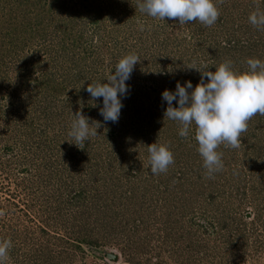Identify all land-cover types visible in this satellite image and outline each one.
I'll return each instance as SVG.
<instances>
[{
	"label": "rangeland",
	"instance_id": "rangeland-1",
	"mask_svg": "<svg viewBox=\"0 0 264 264\" xmlns=\"http://www.w3.org/2000/svg\"><path fill=\"white\" fill-rule=\"evenodd\" d=\"M215 3L220 15L208 27L152 18L139 0H0L4 35L19 24L39 27L32 41L21 39L24 53L8 52L11 40L0 38V240L12 242L5 264H264V116L248 122L239 148L220 145L224 167L211 178L195 125L184 138L178 122L164 118L163 90L200 80L187 66L215 71L230 62L242 72L249 58L264 62V27L249 21L264 13V0ZM71 15L92 40L67 49L59 40L73 32ZM127 54L141 61L127 81L119 122L105 124L102 97L92 107L87 84L105 82ZM78 110L91 127L101 122L84 149L67 141ZM154 142L168 145L175 161L159 175L149 165ZM87 196L101 209L99 221H91ZM90 224L93 249L84 243L72 254L53 235L60 227L66 238L78 230L87 238Z\"/></svg>",
	"mask_w": 264,
	"mask_h": 264
},
{
	"label": "clouds",
	"instance_id": "clouds-1",
	"mask_svg": "<svg viewBox=\"0 0 264 264\" xmlns=\"http://www.w3.org/2000/svg\"><path fill=\"white\" fill-rule=\"evenodd\" d=\"M138 6L142 13L152 18L181 25L198 21L211 27L220 15L215 0H139ZM249 21L258 28L264 27V13H253ZM140 61L136 54L124 55L105 82L87 84L86 91L94 102L92 107H99L98 101L102 97L100 115L105 124L119 122L123 98L130 92L127 81ZM247 65V70L242 72L235 71L230 62L220 64L215 71L187 66L199 71V82L194 86L191 80L178 81L175 90L162 92V101L167 104L164 118L178 122V134L187 138L195 125L198 152L210 178L224 167L223 154L218 151L220 145L239 148L242 134L248 130V122L256 115L264 116V62L249 58ZM174 101L178 106H173ZM96 122L97 126L91 127L93 121L90 122V118L78 110L71 121V140L67 141L84 149L83 145L90 137L98 135L101 122ZM147 151L153 175L166 172L175 162L166 144L151 143ZM11 247V240H0V264H5Z\"/></svg>",
	"mask_w": 264,
	"mask_h": 264
},
{
	"label": "trees",
	"instance_id": "trees-1",
	"mask_svg": "<svg viewBox=\"0 0 264 264\" xmlns=\"http://www.w3.org/2000/svg\"><path fill=\"white\" fill-rule=\"evenodd\" d=\"M80 15H82V12H80ZM72 18V19H71ZM77 18H78V16H77ZM82 18V17H81ZM15 19V18H14ZM23 18H21L20 20H22ZM70 24H72V31L73 32H70L71 34H69L67 31L66 32H64L63 33V35H62V37L60 38V42H61V44L64 46H66V48L68 49V48H73V47H75V46H77V45H80V44H82L83 42H84V39H86L87 41H90L91 42V40L92 39H87L86 38V36H87V34H88V32L89 31H86L87 29L85 28V27H81V26H75V24H73L75 21L73 20V17H72V15L70 16ZM79 20H80V18H79ZM61 21H63V19L61 20ZM37 23L39 22V21H36ZM64 22H69L68 20L67 21H64ZM99 22V15L98 16H96L95 17V19L92 21V23H98ZM20 23H24L23 22V20H22V22H20ZM60 24L62 25V26H64L63 25V22H60ZM4 26H6V24H0V38H5V37H8V40H11V46L10 45H8V48H7V51L8 52H11V50H14V47H18V52H22V53H24L26 50H25V46H21V39H25V40H27V41H32L33 39L31 38L33 35H32V33H36L37 32V30H39V27H34L33 25H25V27H22L20 24L17 26L18 27V31L17 32H13V33H10V34H8V36L7 35H4ZM17 27H14L13 26V28H17ZM21 28L23 29L22 31H21ZM35 28V29H34ZM69 28V27H68ZM37 29V30H36ZM70 29V28H69ZM11 30V29H10ZM10 30H9V32H10ZM76 30V31H75ZM34 31V32H33ZM57 32H59V33H57V34H62V32L60 31V30H56ZM65 31V30H64ZM25 32H29V33H27V36H26V38H24V33ZM57 34H55L54 36H56ZM99 38H100V42H102V36L100 35L99 36ZM3 53H4V51H3ZM38 56H43V54L41 53H39V52H35ZM27 57H29V58H31V55L30 54H27V55H25L24 57H22V58H24V60H23V62H27ZM51 58V57H50ZM45 76V75H44ZM44 80L48 83L47 84V86L49 85V84H53L54 82H53V80H55V78H53V75H48V74H46V78H44ZM0 83H1V81H0ZM20 86H19V84H18V88H19ZM8 108V107H7ZM86 109H87V111L89 112V107H85ZM17 117L20 119V118H22L23 117V115H21V113H19L18 115H17ZM18 121V120H17ZM17 123V122H16ZM15 123V124H16ZM12 131L14 132V127L12 128ZM11 131V132H12ZM7 149H10L8 146L6 147ZM92 170V168H90V171ZM93 173H95V172H91V174H93ZM90 174V173H89ZM90 193H91V191H89ZM89 192H88V194H89ZM79 193H81V194H76L75 196H76V198H79V197H82L81 195L83 194V192L81 191V192H79ZM59 195V197L61 198L62 196H61V194H58ZM75 196H74V198H75ZM95 198V197H94ZM94 198H92L91 196H87V198H86V200L87 199H89L88 201V204L86 205V206H88L89 208H90V211H93L94 213H93V215L96 217L95 219H93V220H91V221H99L100 220V211H101V209L96 205V206H93L92 207V205H91V203H90V201H92ZM85 200V201H86ZM85 201H83V203L85 202ZM79 203V202H78ZM83 205V204H82ZM58 215L60 216H64V215H66L65 214V211L64 210H61V209H59L58 210ZM97 213H98V216H97ZM94 224V223H93ZM93 224H90L91 225V230L89 231V233H88V237L87 238H85V235H83V231L82 230H78L77 232L76 231H74L72 234H70L69 233V235H72L74 238H72L71 236L69 237L68 236V238H66L65 236H63L62 234H60V232H61V230H60V227L57 229V232H54V236L57 238V240L59 241V242H63L64 241V244L66 243L67 245L69 244L70 246H71V248H65L64 247V244L63 245H61V247H62V249L64 250V251H66V250H68L69 252H71L72 254H75L76 252H75V250H74V248H77V249H80L81 250V248L83 247L82 245L85 243L86 244V246L89 248V249H93V246H95V244H98V241L95 239V240H91V239H89L90 237V235H94V234H92L94 231H96V229L95 228H92L93 227ZM63 227H67V226H65L64 224H63ZM88 227L90 228V226L88 225ZM47 230H42V232H46ZM58 231H60V232H58ZM86 231V230H85ZM47 233V232H46ZM91 236V237H92ZM90 252H91V250H89ZM99 251V250H98ZM59 252V251H58ZM59 253H62V251H60ZM99 254H98V256L100 257V258H102V257H105L104 256V254L101 252V250H100V252H98ZM123 261L124 262H132V260H130V258H126V257H124L123 256ZM113 264H116V262L115 263H113ZM156 264H158V263H156Z\"/></svg>",
	"mask_w": 264,
	"mask_h": 264
},
{
	"label": "water",
	"instance_id": "water-1",
	"mask_svg": "<svg viewBox=\"0 0 264 264\" xmlns=\"http://www.w3.org/2000/svg\"><path fill=\"white\" fill-rule=\"evenodd\" d=\"M107 257L111 260H116L117 259V255L113 254V253H107Z\"/></svg>",
	"mask_w": 264,
	"mask_h": 264
}]
</instances>
